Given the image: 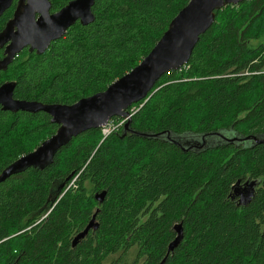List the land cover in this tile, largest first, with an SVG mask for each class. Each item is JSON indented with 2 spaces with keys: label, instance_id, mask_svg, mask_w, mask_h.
<instances>
[{
  "label": "trees",
  "instance_id": "trees-1",
  "mask_svg": "<svg viewBox=\"0 0 264 264\" xmlns=\"http://www.w3.org/2000/svg\"><path fill=\"white\" fill-rule=\"evenodd\" d=\"M49 1L54 13L72 0ZM188 2L95 0L91 24L75 23L41 54L18 53L0 85L15 82L14 99L43 104L103 92L148 55ZM128 112L126 127L104 139L89 130L51 165L0 183V264H264V143L250 140L264 141V0L215 11L189 61ZM57 128L43 112L0 107V173ZM201 137L206 144L194 146ZM237 181L256 182L245 206L231 198ZM95 212L98 229L73 247ZM179 223L183 239L167 255Z\"/></svg>",
  "mask_w": 264,
  "mask_h": 264
},
{
  "label": "water",
  "instance_id": "water-1",
  "mask_svg": "<svg viewBox=\"0 0 264 264\" xmlns=\"http://www.w3.org/2000/svg\"><path fill=\"white\" fill-rule=\"evenodd\" d=\"M15 0H0V17L12 6ZM245 0H189L188 4L172 19L167 30L148 55L130 72L110 84L103 92L80 99L72 105L43 104L36 101L14 99L15 82L0 85V107L11 113L43 112L50 117L52 124L58 125L55 133L45 139L32 152L21 156L0 173V183L11 176L25 172L30 168L43 169L52 164L57 152L73 138L89 130L100 129L113 118H128V109L146 99L156 82L164 74L180 69L191 56L200 36L205 34L215 21V11L228 5H238ZM95 0H72L60 10L51 13L49 0H16L13 16L0 32V48L5 44L4 57L0 60V71L12 63L15 56L23 49L43 53L49 45L61 39L75 23L87 26L94 21L91 11ZM127 119L125 127L128 125ZM144 137L152 135L139 134ZM226 142H241L244 139L226 137L216 133ZM155 137V136H154ZM250 138H246L249 140ZM252 142L264 143L256 137ZM194 146L206 144V137L194 141ZM255 181H237L232 189V196H238L239 205H247L253 197ZM105 191L96 193L95 200L102 203ZM94 213L86 227L72 240L75 247L89 231L99 227ZM174 239L167 246V255L178 247L183 239L182 224L173 226ZM165 259L161 262H163Z\"/></svg>",
  "mask_w": 264,
  "mask_h": 264
},
{
  "label": "built area",
  "instance_id": "built-area-1",
  "mask_svg": "<svg viewBox=\"0 0 264 264\" xmlns=\"http://www.w3.org/2000/svg\"><path fill=\"white\" fill-rule=\"evenodd\" d=\"M131 115L129 114V117ZM128 117V118H129ZM128 118H119L120 121L118 123H114L112 120H110L105 126L101 127V132L104 136H108L111 132H113L114 130L120 128L122 125H124V123L127 121ZM75 180H72L69 185L67 186L66 190L70 189V188H75L74 186Z\"/></svg>",
  "mask_w": 264,
  "mask_h": 264
},
{
  "label": "flooded vegetation",
  "instance_id": "flooded-vegetation-1",
  "mask_svg": "<svg viewBox=\"0 0 264 264\" xmlns=\"http://www.w3.org/2000/svg\"><path fill=\"white\" fill-rule=\"evenodd\" d=\"M12 16H13V15H12ZM12 16H11L8 20H10V19L12 18ZM6 23H7V22H6ZM6 23H5V25H6ZM5 25H4V26H5ZM3 28H4V27H3ZM3 28H2V30H3ZM2 30H1V31H2ZM1 31H0V32H1ZM6 45H7V44H5L2 48H0V51H2V53H3V57H4V50H5V46H6ZM25 49L29 51V47H28V48H25ZM23 50H24V49H23ZM23 50H22V51H23ZM22 51H21V52H22ZM29 52H30V51H29ZM35 52H36V51H35ZM3 57H2L1 59H3ZM1 59H0V60H1ZM6 82H8V81H6ZM254 189H255V187H254ZM252 195H254V190H253V194H252ZM234 199L237 201L238 196L235 197ZM251 199H252V198H251Z\"/></svg>",
  "mask_w": 264,
  "mask_h": 264
},
{
  "label": "rangeland",
  "instance_id": "rangeland-1",
  "mask_svg": "<svg viewBox=\"0 0 264 264\" xmlns=\"http://www.w3.org/2000/svg\"><path fill=\"white\" fill-rule=\"evenodd\" d=\"M135 112H136V110H135ZM111 133H112V132H111ZM111 133H110V134H111ZM101 134H102V133H101ZM102 137H103V139H104V138L107 137V136H104V135L102 134ZM48 138H49V137H48ZM46 139H47V138H46Z\"/></svg>",
  "mask_w": 264,
  "mask_h": 264
}]
</instances>
